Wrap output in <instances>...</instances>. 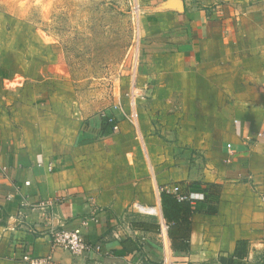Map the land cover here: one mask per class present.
I'll use <instances>...</instances> for the list:
<instances>
[{"label": "crops", "instance_id": "0c3cea01", "mask_svg": "<svg viewBox=\"0 0 264 264\" xmlns=\"http://www.w3.org/2000/svg\"><path fill=\"white\" fill-rule=\"evenodd\" d=\"M245 1L147 0L151 92L163 111L152 116L165 138L148 137L158 150L148 149L145 179L138 163L127 175L94 163L98 143L66 126L53 102L34 107L47 111L28 123L0 95V264H23V252L58 264H264V0ZM136 177L135 192L120 185ZM170 186L197 210L187 251H173L163 227L158 190ZM135 201L162 218L142 217ZM51 226L79 230L98 249H54Z\"/></svg>", "mask_w": 264, "mask_h": 264}, {"label": "rangeland", "instance_id": "374dc122", "mask_svg": "<svg viewBox=\"0 0 264 264\" xmlns=\"http://www.w3.org/2000/svg\"><path fill=\"white\" fill-rule=\"evenodd\" d=\"M149 6L147 0H0V91H8L0 95L12 102L9 115L34 123L45 110L34 107L53 102L66 126L78 123L88 143H98L94 163L117 164L125 175L138 163L140 180L152 176L148 149L158 146L148 137L165 136L162 120L152 116L163 111L151 92L158 80L149 67L155 36ZM108 116L119 130L103 136ZM138 181L120 185L132 193ZM136 204L153 207L135 201V211Z\"/></svg>", "mask_w": 264, "mask_h": 264}, {"label": "built area", "instance_id": "2783aa9c", "mask_svg": "<svg viewBox=\"0 0 264 264\" xmlns=\"http://www.w3.org/2000/svg\"><path fill=\"white\" fill-rule=\"evenodd\" d=\"M107 118H110L109 121L112 124H114L113 131L114 130L118 131L119 124L117 123L116 119L111 116L110 117L108 116ZM228 147L231 148V146ZM49 168L51 171H54L55 169L54 163H51L49 165ZM161 191L163 193L173 196L178 202H192L191 198H189L186 194L181 192L179 186H170V187L162 188ZM51 207H52L51 203L43 204L39 206V208L44 211H49ZM135 208L138 209L136 211L138 214L141 213L148 216L162 218V214L160 210H158V208L145 207L140 204L138 205L136 204ZM163 227L166 230L169 229L166 222H164ZM48 235L50 237L51 245L54 249H61L67 251L74 256H81L87 252H91L93 250L98 249L94 244H90L86 242L79 230L68 231L62 228L51 226L50 228H48ZM21 261L23 264H58L52 255L35 257L28 254L27 252H23L21 254ZM161 264H173V263H171L170 261H165Z\"/></svg>", "mask_w": 264, "mask_h": 264}, {"label": "trees", "instance_id": "16d2710c", "mask_svg": "<svg viewBox=\"0 0 264 264\" xmlns=\"http://www.w3.org/2000/svg\"><path fill=\"white\" fill-rule=\"evenodd\" d=\"M110 118H103L101 135L109 136L113 132ZM163 216L168 225V237L173 251H187L190 248L191 218L197 211L189 202H178L173 196L162 193ZM145 225V224H144ZM141 224V227H144Z\"/></svg>", "mask_w": 264, "mask_h": 264}]
</instances>
